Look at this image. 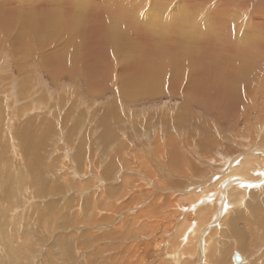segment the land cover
Masks as SVG:
<instances>
[{"label": "bare ground", "instance_id": "1", "mask_svg": "<svg viewBox=\"0 0 264 264\" xmlns=\"http://www.w3.org/2000/svg\"><path fill=\"white\" fill-rule=\"evenodd\" d=\"M65 1L14 0V2H5L0 0V48L2 44L9 46L12 50L10 52L16 55L13 62L15 61L20 69L25 59L29 62L31 58H34L32 51L36 48L41 49L43 44L51 41L53 37H57L58 40V34L62 32H65V35L71 33L70 37L75 40V43L71 46L73 52L67 62L72 64L73 68L74 64L79 63L81 59L84 60V62L80 61V65L83 69L82 76L85 82L83 83L86 84L85 92L97 95L99 100L109 98L111 100L109 107L120 116L124 115L125 120L131 124L132 131L133 128L136 130L135 128L139 127L145 135L146 132L149 133V138L143 141H137L139 138L133 140L135 139L133 135V138H126V134L125 136L120 134V131L124 133L121 120L120 125L113 121L115 120L114 111L98 110L94 111L96 113L93 115L96 117L101 114V116L92 118L93 127L91 129L93 133L95 132L94 135H97L96 140L100 144L92 145L88 148V152L85 146L87 141L83 140V146L79 140L80 157L78 164L75 165L80 167V172L77 170L80 174H77V179L72 175L71 177L75 179L71 181L70 186L66 187L67 190H73L68 191L71 194L77 192V195L82 196L78 198L80 201L70 196L76 202L74 206L81 208L80 216L88 213L85 217L81 216L83 219H81L82 232L77 242V251L83 253L84 264H264V110H258L263 105L257 104L259 96L264 93V0H258L256 4L259 5V10L256 9L251 14L249 8L253 0H246L247 6L244 5L242 11L239 10V6L236 7L237 5L230 11L228 8L218 7L219 12L212 6L211 9H205L207 14L199 12V15H193L198 12H193L190 4L187 7L182 3L176 4L175 0H148V6L142 5L147 0H120L118 4L116 3L117 5L111 1L107 4L111 11L109 13L106 11L104 13V6L97 5L103 8L100 12L105 14L104 20L108 19L106 22L103 19L100 20V16V19L98 17L96 8L99 10V7L95 6L93 11L88 7L90 3L94 4L92 0L90 3H83L85 1L81 2V0H68L66 3ZM209 1L213 3L212 5L223 6L228 3L231 5L234 0H230L231 2L229 0ZM37 2L44 4L45 7L37 9ZM95 2L99 3L96 0ZM208 2H205L204 7H208ZM129 4L132 7L135 5L131 11L134 15L123 13L120 9L121 7L124 9V6H129ZM87 14L93 15L94 18L92 19ZM159 21L166 25L161 23L162 26H160ZM126 30L131 32V35L126 34ZM15 33L16 36L13 37ZM129 35L136 38H130ZM27 36L31 38L28 40ZM147 36H151L152 40H145ZM59 40L62 42V38ZM66 46L67 44H64L62 48ZM20 49L29 50L31 53L24 55ZM118 50L131 53V56L126 58L131 61L127 68L132 74V80H123L116 76L115 71L119 67L116 62L123 59H119L121 57L119 53L118 59L110 57ZM51 52L56 51L51 49L48 52L47 50L39 52V56H43L41 62H43V67L45 66L43 71L48 72L47 75L54 79L60 70L65 74L66 70L72 74L75 73L71 67L65 66L67 63L60 67L53 66V63H50L53 62ZM94 54L96 58H93ZM46 56H48L47 59ZM143 57L155 59H145L147 61L141 62ZM4 58L5 56L3 57L0 51V62L2 61L0 72L2 71L1 66L6 62ZM138 58L139 62H136ZM30 70L32 71V68ZM94 73L95 76H93ZM1 76L0 264H16L18 261L15 263L11 245L9 246L12 248L9 249L10 252L5 251L7 242L4 244L3 230L7 216L5 217L6 213L2 211V207L9 203L11 207L7 210L10 212L15 203L19 202L20 193L15 190L19 188L16 184L5 186V181L10 179L11 174L15 176V170L18 166L20 167V164L16 163L18 155L26 154L25 150L30 149L27 146L33 147L25 166L23 165V170L28 165L26 173L28 175L33 173L34 184L32 186H36L35 188L39 191L38 188L42 185V173H45L46 178L47 173L48 176L54 177L52 174L56 172L55 169L48 168L47 173L45 170L49 162L47 160L52 158H49L52 154L49 148L50 142L52 139L55 140V136L61 134L62 131L63 135L67 136L71 132L67 130L70 126L72 129L73 125L70 123V126L67 125L68 129L65 128L66 123L58 124L61 119L60 121L55 120L52 113L48 116V111L41 107L37 108L36 112L31 111L33 108L29 106L22 105L19 108L16 106L19 100L13 101L16 97L10 98L12 104L7 103V106V100H5L7 96L1 91L6 82H3ZM13 79L15 83V78ZM36 80L34 84L28 86V89H25L28 91L26 92L28 97L31 95L30 97L34 98L35 95H32L33 91L31 92L30 88L33 89L35 85L41 84L43 78L42 81L41 77L38 81ZM52 82H56V79ZM80 83L82 85V82ZM64 87L62 89H65ZM39 90L40 93L47 91L45 87ZM9 93L12 92L9 91ZM22 95L20 93L18 99ZM139 96H144L140 98L139 103L144 104L146 100H150L151 107L158 106L160 101L156 100L160 98L166 101L182 99L183 105L180 108H169L165 102L163 103L165 107L163 106L162 109L150 110L149 107L146 113L130 110L137 106ZM25 97L20 100L21 104L29 99ZM77 97L74 93L69 99L74 101ZM80 100L76 99L72 107L76 108ZM32 102H36L35 98ZM37 103L39 102L33 104ZM58 103L60 105L61 102ZM25 104L27 105V102ZM253 104L258 105L259 108L253 110L251 108ZM6 110L11 112L8 114ZM107 117L113 120L111 119L112 124L110 123L109 131L106 132L103 127ZM154 118L159 121H153ZM47 119L53 120L55 126L45 128L48 123ZM65 119L70 121L69 118ZM74 119L76 117L72 120ZM74 137H72L73 140ZM88 138L91 140L90 136ZM57 139L59 140V137L56 141ZM35 140L39 141L40 146L45 149L39 154H37L39 143L34 144ZM66 141L64 145L67 144ZM100 145L103 147H101L103 153L98 151L102 153L98 157L97 153L93 152L99 149ZM70 146H67L68 150L65 147L59 150L61 147H58L57 150L61 151L57 152L58 155L63 153L64 157L71 151ZM84 154L90 155L88 157L83 156ZM63 157L59 156L58 159L56 157L54 162L63 160ZM36 160L37 165L34 166ZM57 164L60 167L56 168V165H53L57 169V175L68 177L69 165L63 164L62 161L61 164ZM74 170L72 169L73 173ZM27 180L28 177H26ZM12 189L14 195L11 192ZM38 197L47 204L51 196L43 193V197H40L39 193ZM73 200L72 202L75 203ZM35 204L32 203V205ZM45 212L43 209L41 214ZM27 221L29 223L30 220L27 219L25 223ZM58 221L54 222L55 227L60 223ZM10 222L7 221L8 224ZM15 225L16 228L14 225L10 227H13L11 230L15 228V233L22 230L30 231L27 228L28 224L26 229L24 224H19V228L17 224ZM31 225L35 227L36 224ZM70 226L71 224L65 227L61 223L60 232L63 231L64 234L66 228ZM7 228L5 227V230ZM56 228H53L54 231ZM12 232H9L11 234L8 238L15 243V235L14 240L10 237ZM23 236L26 240L23 238V242L15 243V245L17 249H23L26 255L24 249L29 250L32 247L34 250L35 244L32 245L33 236L30 237L31 240L29 234ZM34 239L36 243V238ZM234 254L241 257L240 263L234 262ZM23 259L22 257L20 260L18 257L21 262Z\"/></svg>", "mask_w": 264, "mask_h": 264}, {"label": "rangeland", "instance_id": "2", "mask_svg": "<svg viewBox=\"0 0 264 264\" xmlns=\"http://www.w3.org/2000/svg\"><path fill=\"white\" fill-rule=\"evenodd\" d=\"M5 2H14V0H4ZM16 1H18V0H16ZM68 0H66L65 1V3L67 2ZM83 1H85V2H83ZM97 2L99 1V3H97L96 4V2H95V0H92V2L94 3V4H96V5H94V4H92V3H90L91 2V0H81V2H83V3H90L89 4V6L88 7H90L91 8V10L93 11L94 10V8H95V6H97L98 4H100V6H104V13H105V11L107 12V13H109V12H111L110 11V9H109V5H107L109 2H111V1H113V3L115 4V5H117L119 2L118 1H120V0H115V2H114V0H96ZM101 1H102V3H101ZM176 1V4L177 3H182L183 5H186L187 7L189 6V4H190V7L192 8V10H193V12H198V14H193V15H199L201 12H203L204 14H207L208 12L206 11V10H208V9H211L212 8V6H213V9H216V11H218L217 10V8L218 7H225V8H228V10L230 11L231 9H233V8H235V6L236 7H240L239 8V10L240 11H242V7L244 6V5H246L247 6V1L246 0H234V1H230L231 2V5H230V3H228L227 5H223V6H217L216 4H214V5H212L213 3L212 2H210L209 0H175ZM209 1V2H208ZM40 2H41V0H40ZM149 1L147 0V2L145 1L142 5L143 6H148V3ZM195 2V3H194ZM201 2H203V3H201ZM205 2H208L207 3V6L208 7H210V8H206V7H204V4H205ZM258 2V0H253L252 1V3H250V8H249V12H250V14L253 12H255V10L256 9H258L259 10V5H257L256 3ZM117 3V4H116ZM212 3V4H211ZM42 4V3H41ZM39 2H37V9L39 8V7H42V8H44L45 7V5L44 4H42L41 5ZM102 4V5H101ZM201 4V5H200ZM239 4V5H238ZM128 5V4H127ZM127 5H125L124 7L126 8H124L123 9V7H121L120 9H121V11L123 12V13H126V14H129V15H134V14H132L133 12H131L133 9L132 8H134V6L132 7L131 6V4H129V6H127ZM252 5V6H251ZM94 6V7H93ZM100 6H97V7H99V10H98V8H96V10H97V13L99 14L98 15V17L100 16L101 17V19H100V17H99V19L100 20H102L103 19V21L104 22H106V20H108V19H105L104 20V16H105V14L101 11L100 12V9H103L102 7H100ZM47 8V7H46ZM204 8V9H203ZM188 9V8H187ZM206 9V10H205ZM254 9V10H253ZM189 10V9H188ZM199 10V11H198ZM202 10H204V11H202ZM99 11V12H98ZM190 11V10H189ZM200 12V13H199ZM219 12V11H218ZM104 15H103V14ZM190 13H191V11H190ZM203 13H201V14H203ZM136 14V13H135ZM88 16H91V18L93 17L94 18V16L93 15H91V14H87ZM103 15V16H102ZM107 17V16H106ZM92 18V19H93ZM96 18H97V16H96ZM108 18V17H107ZM260 19V18H259ZM160 22V21H159ZM158 22V24L160 25V26H162V24L165 26L166 24H164L163 22H160L159 23ZM162 23V24H161ZM239 23V22H238ZM109 24V23H108ZM238 25H240V24H238ZM240 26H242V25H240ZM255 26H256V24H255ZM243 27V26H242ZM185 28H190V27H185ZM127 32H126V34H130L131 35V32H129L130 31V29H129V31L128 30H126ZM67 35H65V32H62L61 34H58L59 36V39L60 38H62V42H61V40H57L56 38L57 37H53L52 38V40L51 41H49L48 43L47 42H45L44 44L43 43H40L41 45L43 44L44 46L43 47H41V49H43V50H41V49H38V48H36L35 49V51H32V57H34V58H31L32 60L31 61H29V62H26L27 61V59H25L24 60V64H22V66H20V69H19V67H17L16 66V62L14 61L13 62V60L16 58L15 56V54H13V53H11L12 52V50H10L9 49V46H6L5 44H4V46H3V44H2V46H1V48H0V51L3 53V57L5 56V58H4V60L6 61V62H4L3 63V67L1 66V72H0V76L3 78V82L7 85V86H4L3 85V89L1 90L2 91V93L4 94L5 93V95L7 96V98L5 99V100H7L6 101V104L8 103L9 105L10 104H12V102L10 101V100H12L14 97H16V98H14L13 99V101H18V102H16L17 104H16V106L17 107H19V108H21L22 107V105L23 106H29L30 108H33V109H31V111H37V108H39L40 109V107H41V109L43 108L44 110L46 109V111H48V116H49V113H52L53 114V118H56L55 120H59L60 121V119H61V123L60 122H58V124H65L66 123V126H65V128H67L68 129V126H70V123L74 126H72V129H71V126H70V128H69V130H67L68 132H70V130H71V132L67 135V136H64L63 135V131L61 132V134L59 133L57 136H55L56 138H58L59 137V140L57 139V141H56V138H55V140L54 139H52V141L50 142V147L49 148H51L50 149V152L53 154L54 152L56 153V155H55V153L52 155L51 153V155H49V158H51L50 160H47V161H49L48 163H47V161L46 162H44L45 163V165H46V163L49 165H46L45 166V170H46V173H47V171H49V169H55V173L54 174H52V175H54V177H51V176H48V173H47V176H46V178H45V173L43 174L42 173V179H41V181H42V185H37V186H39L40 188H38L39 189V191H37V189L34 187V186H32L34 183H33V181H32V174L33 173H30L29 175L26 173V171L28 170V165H27V167H25L24 168V170H23V165L25 166V164H26V159H27V157L29 156V153H30V150H31V152L33 151V149L31 148V147H29V146H27L28 148H30L29 150H25L26 151V154H24V155H22V154H20V155H18V159H17V161H16V163L17 164H20V167L18 166V168L15 170V176H12V174L10 175V179H7V181H5V186L6 185H8L9 184V186H13V185H17L19 188H16L15 190L17 191V192H19L20 194H19V202L16 204L15 203V205L10 209L11 211L9 212V210H7L8 209V207L10 208L11 206L9 205V203L8 204H4L3 205V207H2V211L4 212L5 211V217L7 218V221H11L10 222V224H8L7 223V221L5 222V225H4V244H5V242H7V244H5L7 247H5V251L6 252H10V250L9 249H12L13 248V253H14V256H15V263H16V261H18L16 264H84V256H83V253L81 252V253H79L78 251H77V242H78V239L80 238V236H81V221L83 220L82 219V217H85V215H88V213H86V214H82L81 216H80V214H79V212H80V210H81V208L79 209V207H75L74 205L76 204V202L74 201V200H78V198L80 199L81 197L79 196V195H77L78 193L77 192H73L72 194H71V192H68V191H73V190H67V185H71V181H73L75 178L77 179V174L79 175L80 173V167L78 168V166L76 167V165L78 164V160H79V157H80V154H79V152H80V148L78 147V144H79V142L81 141V143H83V146H84V142L85 141H87V142H85V146H86V150L88 149V148H90L92 145L93 146H95V145H97L99 142H98V140H96V137H97V135H94V133H93V131H92V129H91V127H93V117H94V115H95V113H94V111H98V110H111V111H114L113 109H111V107H109V106H111L110 105V102H111V100H109V98L107 99V98H100V100H99V98L97 97V95H93V94H91V93H88L87 94V91L85 92V88H86V84H84L85 82L83 81L84 79H83V76H82V71H83V69H81V65H80V61L81 62H84V60L83 59H79L80 61H79V63H77V64H74V67L72 68L71 67V65L67 62L68 61V58H69V56H71V54H72V52H73V48L71 47L74 43H75V40L72 38V37H70L71 36V33H66ZM62 35V36H61ZM69 35V36H68ZM129 35V36H130ZM16 36V33L14 34V36L13 37H15ZM67 36V37H66ZM28 37V36H27ZM26 37V38H27ZM29 38H31V37H28V40H29ZM71 38V39H70ZM130 38H136V37H131L130 36ZM149 38V39H148ZM3 40H5L4 38H3ZM27 40V41H28ZM65 40V41H64ZM134 40V39H133ZM132 40V41H133ZM145 40H148V41H150V40H152V37L151 36H147V38L145 37ZM54 41V42H53ZM60 41V42H59ZM53 42V43H52ZM63 42H64V44L66 45L67 44V46H66V48L68 49H66V48H62L63 47ZM47 43V44H46ZM55 43V44H54ZM33 44V43H32ZM40 44H38V45H40ZM45 44H46V46H45ZM51 44H53V45H51ZM28 45V44H27ZM29 45H31V44H29ZM58 47H56V46ZM18 46V45H17ZM51 46V47H50ZM53 46H55V48L53 47ZM60 46V47H59ZM19 48V47H18ZM61 48V49H60ZM72 48V49H71ZM24 50H25V48H23ZM51 49L53 50V51H56V52H51L52 53V55H53V62H50L51 64L53 63V66H57V67H60L61 65H64L65 63H67V64H65V66L66 67H71V70L73 69L74 71L73 72H75L74 74H72L69 70H66V74H65V72L63 73V72H61V70H60V72L56 75V77L53 79L50 75H47V73H46V71L44 72L43 71V68H44V70H45V66L43 67V62H41L42 60H41V57H43V56H39V52H44L45 50H47V52L48 51H51ZM55 49V50H54ZM2 50H4V51H2ZM24 50H22V49H20V51L24 54V55H27V54H29V53H31L29 50H27V51H24ZM11 51V52H10ZM123 51V52H122ZM97 50L95 51V54L97 55ZM121 52V53H120ZM7 53V54H6ZM50 53V54H51ZM68 53V54H67ZM94 53V52H93ZM120 54V56L121 57H119V59H123V60H111V61H117L116 63L119 65V67L116 69V71H115V73H116V76L117 77H119V78H121V79H126V80H132V74L130 73V71L128 70V66L131 64V61L128 59V58H126V57H129V55L131 56V53L129 52V51H125V50H118L117 51V53L116 54H112L111 55V57L110 58H114V57H116V59H118V55ZM123 53V54H122ZM5 54V55H4ZM94 54V56H93V58H96V55ZM124 54H125V56H124ZM38 56V57H37ZM91 56V57H92ZM15 57V58H14ZM47 57L48 56H46V59H47ZM37 58H38V60H37ZM45 58V57H44ZM66 58V59H65ZM126 59H127V61H126ZM145 59H147V60H154V59H151V58H144L143 57V61H141V62H144V60ZM35 60V61H34ZM39 60H40V62H39ZM108 60H109V58H108ZM147 60H145V61H147ZM54 61H55V64H54ZM96 61V60H95ZM110 61V62H111ZM126 61V62H125ZM32 62H34V63H32ZM136 62H139V58H138V60H136ZM8 63V64H7ZM14 64L13 66H11V65H9V64ZM23 63V62H22ZM120 63V64H119ZM128 63V64H127ZM0 64H2V61L0 62ZM7 64V65H6ZM29 64V65H28ZM38 64V65H37ZM50 64V65H51ZM70 66H69V65ZM123 64V65H122ZM76 65H77V67H76ZM80 65V66H79ZM5 66H6V69H4L5 68ZM8 66V67H7ZM16 66V67H15ZM24 66V67H23ZM34 66V67H33ZM28 67H30V68H28ZM128 67V68H127ZM16 68H18V69H16ZM32 68V71L30 70ZM41 68V69H40ZM50 68H52V67H50ZM79 68V69H78ZM8 69V70H7ZM78 69V70H77ZM119 69V70H118ZM13 70V71H12ZM24 70H25V72H24ZM5 71H6V73H5ZM8 71V72H7ZM19 73H18V72ZM27 71V72H26ZM38 71V72H37ZM10 72H11V74H10ZM21 72V73H20ZM23 72V73H22ZM31 72V73H30ZM44 74H43V73ZM68 72V73H67ZM118 72V73H117ZM15 73V74H14ZM41 73V74H40ZM76 73H78V74H76ZM38 74V75H37ZM122 74V75H121ZM7 76L8 77V80L6 81V79H7V77H5V76ZM36 75V76H35ZM43 75V76H42ZM62 75H64V76H62ZM69 77H68V76ZM70 75H72L71 77H70ZM74 75V76H73ZM10 76V77H9ZM22 76V77H21ZM23 76H25V78L27 79H25ZM32 76V77H31ZM82 76V77H81ZM93 76H95V73L93 74ZM20 77H21V79H22V81L20 80ZM39 77H41V81H42V78H43V81H42V83L41 84H39V85H35L34 86V88L33 89H31L30 87V90H31V92H32V95L34 96V98H35V100H36V102H39V103H37L36 105H34L36 102H32V100H34V98H32V97H30L31 95H29V97H28V94L26 93V92H28L27 90H25L26 88L28 89V86H31L32 84H34V80H36V81H38V78ZM61 77V78H60ZM131 77V78H130ZM6 78V79H5ZM13 78H15V83H14V79ZM60 78V79H59ZM70 78V79H69ZM74 78V79H73ZM34 79V80H33ZM50 79L52 80V81H54L55 79H56V82H52V81H50ZM44 80H46V81H44ZM122 80V81H123ZM10 82V84H9V82ZM20 82V83H18V82ZM59 81H60V83H59ZM62 81V82H61ZM64 81V82H63ZM69 81H70V83H69ZM72 81H74L73 83H72ZM77 81V82H76ZM13 82V83H12ZM18 84H17V83ZM32 82V83H31ZM80 82H82V85H81V83ZM84 82V83H83ZM45 83V84H44ZM52 83V84H51ZM60 84V86L58 85V84ZM62 83V84H61ZM69 83V84H68ZM75 83H77V85H75ZM9 84V85H8ZM17 84V85H16ZM43 84V85H42ZM57 84V85H56ZM67 84H68V86H67ZM19 85V86H18ZM42 85V86H41ZM65 87H64V86ZM65 88V89H67L66 90V92H65V89H62L63 87ZM73 86H75V88L73 87ZM77 86H78V88H77ZM20 87H22V88H20ZM41 87H45V91L46 92H42V93H40L41 91L39 90ZM62 89H60V88ZM85 87V88H84ZM84 88V89H83ZM80 89H81V92H80ZM4 90V91H3ZM16 90V91H15ZM70 90V91H69ZM9 91H11L12 93H9ZM54 91H56V92H54ZM72 91V92H71ZM7 92V93H6ZM17 92H20L21 93V98L20 99H18L19 98V96H20V93H17ZM35 92H37V94L35 93ZM48 92V93H47ZM57 92H58V94H57ZM64 92V93H63ZM16 93V94H15ZM26 93V94H25ZM44 93H45V95H44ZM60 93V94H59ZM62 93V94H61ZM68 93V94H67ZM71 93V94H70ZM76 94L78 97L76 98V99H82V100H80L81 102L79 103V104H77L75 107L76 108H73L72 107V105L74 104V102H76L75 100L76 99H74V101H73V99H69V97L72 95V94ZM117 93H118V91H117ZM9 94V95H8ZM15 94V95H14ZM18 94V95H17ZM40 94H42V95H40ZM65 94H67V95H65ZM112 94H115L114 92H112ZM26 97H25V96ZM47 95V96H46ZM5 96V97H6ZM12 96V97H11ZM37 96V97H36ZM46 96V97H45ZM59 96V97H58ZM66 96V97H65ZM26 98V99H28L27 101H25L23 104H21V99L22 98ZM41 97V98H40ZM79 97H81V98H79ZM110 98H111V96H109ZM141 97H144V96H139V97H137V106L135 107V108H130V110H137V112L138 111H143V113H146V110L147 109H149V107H150V110H159V109H162V107L164 106L165 107V105H163V103H165L166 104V106H168L169 108L170 107H175V108H180V107H182V105H183V100L182 99H178V100H173L172 101V99H169L168 101H166V100H164L163 98H160L159 100H156V101H160V103L158 104V106L156 105V106H154L153 105V107H151L150 105L152 104L151 103V101L150 100H146L147 102H144V104H142L141 102V104L139 103V101H140V98ZM10 98H12V99H10ZM32 98V99H31ZM37 98V99H36ZM42 98H44V100L42 101ZM48 98V99H47ZM53 98H55V100L53 99ZM65 98V99H64ZM262 98V99H261ZM63 99H64V101H63ZM86 99V100H85ZM57 100V101H56ZM68 100H70L69 102H68ZM102 100V101H101ZM261 100V101H260ZM47 101V102H46ZM54 101H55V103H56V105H55V103H54ZM92 101V102H91ZM172 101V102H171ZM177 101V102H176ZM179 101V102H178ZM10 102V103H9ZM27 102V105L25 104ZM29 102L31 103V104H29ZM58 102H61L62 103V105H61V103H60V105H59V103ZM83 102V103H82ZM87 102V103H86ZM100 102V103H99ZM258 102V103H257ZM257 104L259 105V104H261V105H259V106H262L261 107V109L259 108V106L258 105H256V104H253L252 106L253 107H251V108H253V110H257L258 108V110H264V93H263V95L262 96H259V99L257 100ZM34 103V104H33ZM66 103V104H65ZM94 103V104H93ZM96 103H98V104H96ZM147 103V104H146ZM168 103V104H167ZM181 103V104H180ZM8 104H7V106H8ZM100 104V105H99ZM33 105V106H32ZM53 105V106H52ZM59 105V106H58ZM67 105H68V107H67ZM70 105V106H69ZM97 105V106H96ZM179 105H181V106H179ZM63 106H64V108H63ZM104 106V107H103ZM45 107V108H44ZM57 107H59V109L57 108ZM62 107V108H61ZM89 107H91V108H89ZM98 107H99V109H98ZM82 108V109H81ZM103 108V109H102ZM104 108H106V109H104ZM153 108V109H152ZM155 108V109H154ZM157 108V109H156ZM257 108V109H256ZM80 109H81V111H80ZM94 109V110H93ZM43 110V111H44ZM76 110V111H75ZM59 111V112H58ZM6 112L9 114L11 111H9L8 112V110H6ZM61 112V113H60ZM80 112V113H79ZM89 114H88V113ZM100 112V111H99ZM62 113H63V116H62ZM73 113V114H72ZM108 113V112H107ZM58 114H61V115H58ZM65 114V115H64ZM75 114H77V116L75 115ZM81 114H83L84 116H82ZM85 114H87V115H85ZM94 114V115H93ZM75 115V117H76V119H74V120H72L73 118H75V117H73ZM90 117H89V116ZM100 116H101V114H99ZM98 115V116H99ZM113 115L115 116V120H113V118H109V117H107L106 118V120H105V123H104V130L107 132V131H109V125H111L112 124V121H111V119L114 121V123H116V124H118L119 123V125H120V120H121V128H122V130H124V133L122 134V132L120 131V134L121 135H124L125 136V134H126V138L128 137H130V138H133V137H135V139H133V140H136V139H138L137 141H143V139H145V138H149V133L148 132H146V135L143 133V130L142 129H140L139 127H136L135 129L136 130H134V128H133V131H132V129H131V124L128 122V121H126L125 120V118H124V115H122V116H120V114L119 113H117L116 111H114V113H113ZM98 116H96V117H94V118H97ZM71 117H72V119H71ZM79 117V118H78ZM117 117V118H116ZM165 117H167V116H165ZM65 118H69V120L70 121H68V119H65V120H67L68 122H64L65 120L64 119ZM91 118V119H90ZM99 118V117H98ZM140 118V117H139ZM49 119V118H48ZM47 119V120H48ZM80 119H81V122H80ZM123 119V120H122ZM63 120V121H62ZM76 120V121H75ZM83 120H85V121H83ZM131 120V119H130ZM155 120V122L156 121H159L158 119H156V118H154L153 119V121ZM51 120H48V123H46V125H45V128H47V127H52V126H55L54 125V121L52 120L51 122H50ZM72 121V122H71ZM122 121H126V122H122ZM152 121V122H153ZM62 122H64V123H62ZM77 122V123H76ZM84 123H86V125L84 124ZM111 123V124H110ZM80 124V125H79ZM82 124V125H81ZM68 125V126H67ZM80 127H79V126ZM59 126V125H58ZM81 126H83V127H81ZM86 126V127H85ZM130 126V127H129ZM88 127V128H87ZM2 128V127H1ZM75 128V129H74ZM85 128V129H84ZM120 128V129H121ZM139 128V129H138ZM144 128V127H143ZM153 128V127H152ZM86 130H87V132H88V130H89V132L87 133L86 132ZM77 131V132H76ZM90 131H91V133H90ZM130 131L133 133H130ZM136 131H138L139 133H137ZM4 132V131H3ZM127 132V133H126ZM136 132V133H135ZM90 133V134H89ZM83 135V136H82ZM132 135H133V137H132ZM61 136V137H60ZM70 136H75L74 138V140H73V138L72 137H70ZM80 136H82V137H80ZM86 136V137H85ZM91 137V140L88 138V137ZM138 136V137H137ZM140 136V137H139ZM64 137V138H63ZM68 137H69V140H68ZM79 139H78V138ZM94 137H95V139H94ZM61 138V139H60ZM66 138V139H65ZM88 138V139H87ZM53 140H54V142H53ZM66 141V143L67 144H65L64 145V143H65V141ZM73 140V141H72ZM76 140H78V141H76ZM80 140V141H79ZM83 140H84V142H83ZM88 140H89V142H88ZM94 140H96V141H94ZM58 141H60L59 143H58ZM73 143H71V142ZM122 141V140H121ZM96 142V143H95ZM123 142V141H122ZM29 143V142H28ZM34 144H36V143H39V141H37V140H35L34 142H33ZM52 143V144H51ZM57 143H58V146H57ZM70 143V144H69ZM76 143H77V145H76ZM88 143H89V145H88ZM94 143V144H93ZM100 144V143H99ZM52 145V146H51ZM70 145H72V146H70ZM77 146V147H75V146ZM23 146H26V145H24L23 144ZM57 146V147H56ZM67 146H70V147H72V148H70L71 149V151L70 152H68V153H66V157L64 156L63 157V153H60V155H58V153L57 152H61V151H58L57 149H59L60 147V149L59 150H61L62 148H66L67 150H68V148H67ZM74 146V147H73ZM55 147H56V149H55ZM59 147V148H58ZM101 145H100V147H99V149H96V150H94V152L93 153H97V156L99 157V155H102V153H103V151H101L102 149H101ZM53 148V149H52ZM103 148V147H102ZM43 150H45L44 148H42V146H40V143H39V150H38V152H37V154H39L40 152H43ZM53 152H52V151ZM57 150V151H56ZM104 150V149H103ZM75 151V152H74ZM98 151H100V152H102V153H100V152H98ZM88 152H89V149H88ZM100 153V154H99ZM36 154V155H37ZM23 157H22V156ZM35 155V156H36ZM89 155L90 154H84L83 156H88L89 157ZM59 156H61V157H63V160H60L59 162H54V159L57 157V159L59 158ZM96 156V157H97ZM96 157H94V158H96ZM62 159V158H61ZM67 159V160H66ZM25 161V162H24ZM52 161L54 162V163H52ZM61 161H62V163L63 164H68L69 165V169H68V174H69V176L67 177H65V175H63V176H59V175H57V166H59L57 163H60L61 164ZM69 163H68V162ZM24 162V163H23ZM37 160L36 161H34V166H36L37 164ZM92 162H94L93 160H92ZM22 163V164H21ZM43 163V164H44ZM52 163V164H51ZM51 164V165H50ZM56 165V168L54 167L55 165ZM76 164V165H75ZM32 165V166H33ZM54 165V166H53ZM75 165V166H74ZM48 166V167H47ZM71 166V167H70ZM60 167V166H59ZM49 168V169H48ZM74 168H77V169H75L74 170ZM15 169V168H14ZM72 169L75 171L74 173H73V171H72ZM77 170H79V172L77 171ZM20 171V172H19ZM72 171V172H71ZM19 172V173H18ZM58 172L60 173L61 172V170L59 169L58 170ZM78 172V173H77ZM50 174V175H51ZM55 174H56V176H55ZM37 175H38V177H40V174H39V172H37ZM73 175V177H75L74 179H73V177H71ZM76 175V176H75ZM26 177H28V180L26 181ZM49 179H48V178ZM12 178V179H11ZM65 178H67V179H65ZM25 179V180H24ZM45 179H46V181H45ZM70 179V181H67V180H69ZM82 180H84V179H82ZM11 181V182H10ZM64 182V183H63ZM44 184V185H43ZM20 185H22V186H20ZM32 186V187H31ZM43 186V187H42ZM57 186V187H56ZM41 189H43L42 191H41ZM66 189V190H65ZM55 190H57V191H55ZM59 190H61V191H59ZM63 190V191H62ZM41 191V192H40ZM45 191H47V192H45ZM65 191H67L66 192V194H65ZM11 192L13 193V195H14V192H13V189L11 190ZM58 192H60V193H58ZM35 193V194H34ZM39 193H40V197H43V193H48V195H50L51 197L47 200L48 202H47V204L45 203V202H43V201H41L40 199H39ZM69 193V194H68ZM64 194V195H63ZM76 195V196H75ZM62 196H64L63 198H62ZM70 196H72V198H73V196L75 197V198H71ZM57 197L60 199H57ZM69 197V198H68ZM71 198V199H70ZM37 200V202H35ZM59 202H58V201ZM72 200L75 202V203H73L72 202ZM69 201V203L67 204V202ZM78 201H80V200H78ZM29 202V203H28ZM32 203L33 204H35V205H32ZM59 203V204H58ZM71 204V205H70ZM70 206V207H69ZM80 206V205H79ZM74 207V209H72ZM17 208H18V211H17ZM22 209V210H21ZM29 209V210H28ZM43 209H45V214H41V211L43 210ZM48 209V210H47ZM78 209V210H77ZM30 211V212H29ZM39 212V213H38ZM75 213V214H74ZM81 213V212H80ZM11 214V215H10ZM22 214V215H21ZM34 214V215H33ZM10 215V216H9ZM16 215H19V216H16ZM24 215V216H23ZM28 215H30L29 216V218H28ZM40 215V216H39ZM65 215V216H64ZM84 215V216H83ZM9 216V217H8ZM43 216V217H42ZM51 216V217H50ZM53 216H57V217H54L53 218ZM64 216V217H63ZM16 217V218H15ZM34 217V218H33ZM73 219H72V218ZM11 220H10V219ZM13 218V219H12ZM38 218V219H37ZM43 218V219H42ZM65 218V219H64ZM9 219V220H8ZM27 219H29L30 221H32L33 219V223L32 222H30L29 221V223H28V221H27V223H25V221L27 220ZM35 219H36V221H35ZM68 219V220H67ZM76 219V220H75ZM82 219V220H81ZM47 220V221H46ZM54 220V221H53ZM59 220V221H58ZM65 220V221H64ZM71 220V221H70ZM14 221H16V223L14 222ZM45 221V222H44ZM56 221H58V222H60L59 224H57V228L55 227V224H54V222L56 223ZM64 221V222H63ZM67 221V222H66ZM43 222V223H42ZM52 222V223H51ZM66 222V223H65ZM40 224V225H37V224ZM47 225H45V224ZM61 223H63L64 225H65V227H68L70 224H71V226L69 227V228H66V231H64V234H63V231H61L60 232V225H61ZM73 223V224H72ZM7 224V225H6ZM11 224H13L14 226H15V228H16V225L15 224H17V227L19 228V224L20 225H23L24 226V228L26 229V225L28 224V225H30L31 227H33V228H29L30 226H28L27 225V228H28V230H30V231H27V232H25L24 230H22V231H19V232H17V233H15L16 231L13 229V230H11L12 228H10L11 226H13V225H11ZM31 224H36L35 225V227L33 226V225H31ZM44 226H43V225ZM52 224L54 225V226H52ZM8 225H10V226H8ZM52 226V228H50V226ZM42 226V227H41ZM5 227L7 228V230H5ZM59 227V228H58ZM45 228H47L46 230H44ZM53 228H56V231H54V229ZM33 229H34V231H33ZM41 230V232H40V230ZM9 230V231H8ZM20 230H21V227H20ZM45 231V233H44V231ZM51 230H52V232H51ZM13 231V232H12ZM36 231H38V232H36ZM49 231V232H48ZM9 232H12V235L10 236L11 237V239L12 240H14V237H15V243H17V244H20L21 242H23V238H24V240H26V238L23 236L24 234H29V239H30V237H32L33 236V239H32V242H33V244L32 245H34L35 244V246L36 247H38V248H34L35 246H33V249L35 250H32V247H30L29 248V250L28 249H24V252L26 253V255L23 253V249H20V248H18L17 249V246L15 245V243H13V241H11V240H9L10 238H8V236L11 234H9ZM28 232H30V233H28ZM47 232V233H46ZM8 233V234H7ZM33 233V234H32ZM52 233H54V234H52ZM58 233H60V234H58ZM72 233V234H71ZM75 233V234H74ZM37 235V237H36V235ZM41 235V237H40V235ZM42 234H43V237H42ZM46 234V235H45ZM6 235V236H5ZM15 235V236H14ZM18 235V236H17ZM53 235V236H52ZM58 235V236H57ZM61 235V237L59 238V236ZM68 235V236H67ZM76 235H77V237H76ZM14 236V237H13ZM17 236V237H16ZM53 238H52V237ZM55 236H57V237H55ZM8 239H7V238ZM19 237V238H18ZM22 238V239H21ZM34 238H36V243H34L35 241V239ZM30 239V240H31ZM44 239V240H43ZM69 239V240H68ZM16 240H18V241H16ZM19 240H22V241H19ZM53 240V241H52ZM68 240V241H67ZM77 240V241H76ZM41 241V242H40ZM74 241V242H73ZM20 242V243H19ZM41 243V244H40ZM64 243V244H63ZM74 243V244H73ZM47 244V245H46ZM11 245V247L12 248H9V246ZM75 245H76V247H75ZM16 246V247H15ZM27 246H28V243H27ZM64 247H68V248H64ZM7 248V249H6ZM71 248V249H70ZM39 249V250H38ZM68 249V250H67ZM20 250V251H19ZM26 250V251H25ZM31 250H32V252H31ZM49 250V251H48ZM67 250V251H66ZM75 252H74V251ZM1 251L3 252V250H2V248H1ZM15 251V252H14ZM22 251V252H21ZM78 253H77V252ZM21 252V253H20ZM17 253V254H16ZM20 253V254H19ZM76 253V254H75ZM17 255V257H16V255ZM19 255V256H18ZM24 255H25V257H24ZM79 255V256H78ZM46 256V257H45ZM54 256V257H53ZM18 257H20V260H21V258L23 257L24 259L22 260V262L20 261V260H18ZM43 257V258H42ZM85 257H86V255H85ZM28 258V259H27ZM33 258V259H32ZM77 258V259H76ZM81 258V259H80ZM17 259V260H16ZM44 259V260H43ZM31 260V261H30ZM33 260V261H32ZM46 260V261H45ZM20 262V263H19ZM27 262V263H26Z\"/></svg>", "mask_w": 264, "mask_h": 264}, {"label": "water", "instance_id": "3", "mask_svg": "<svg viewBox=\"0 0 264 264\" xmlns=\"http://www.w3.org/2000/svg\"><path fill=\"white\" fill-rule=\"evenodd\" d=\"M234 262L235 263H240L241 262V257L237 254H234L233 256Z\"/></svg>", "mask_w": 264, "mask_h": 264}, {"label": "snow or ice", "instance_id": "4", "mask_svg": "<svg viewBox=\"0 0 264 264\" xmlns=\"http://www.w3.org/2000/svg\"><path fill=\"white\" fill-rule=\"evenodd\" d=\"M248 187H252V185H248Z\"/></svg>", "mask_w": 264, "mask_h": 264}]
</instances>
